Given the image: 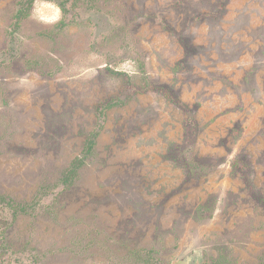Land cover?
Instances as JSON below:
<instances>
[{
	"label": "rangeland",
	"instance_id": "374dc122",
	"mask_svg": "<svg viewBox=\"0 0 264 264\" xmlns=\"http://www.w3.org/2000/svg\"><path fill=\"white\" fill-rule=\"evenodd\" d=\"M0 264H264V0H0Z\"/></svg>",
	"mask_w": 264,
	"mask_h": 264
},
{
	"label": "trees",
	"instance_id": "16d2710c",
	"mask_svg": "<svg viewBox=\"0 0 264 264\" xmlns=\"http://www.w3.org/2000/svg\"><path fill=\"white\" fill-rule=\"evenodd\" d=\"M33 1H34V0H30L31 3H32ZM113 105H115V104H110V105L106 106L105 109L111 108ZM103 110H104V109L101 110V114L103 113ZM96 135H97V133H96V134H93V135L91 136L92 138H91V140L88 142V145H87V152H90V151L93 149V147H94V145H95V138H96ZM82 164H83V163L79 162V163L76 165L75 169H77L78 167L82 166ZM75 169L72 170L70 174H74V173H75ZM66 182H68V181H66Z\"/></svg>",
	"mask_w": 264,
	"mask_h": 264
}]
</instances>
